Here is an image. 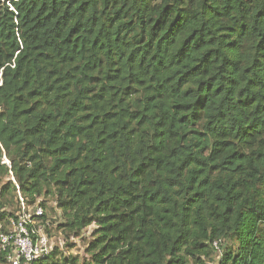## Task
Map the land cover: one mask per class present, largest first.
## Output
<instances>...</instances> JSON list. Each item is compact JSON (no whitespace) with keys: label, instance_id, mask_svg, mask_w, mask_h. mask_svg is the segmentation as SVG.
<instances>
[{"label":"trees","instance_id":"obj_1","mask_svg":"<svg viewBox=\"0 0 264 264\" xmlns=\"http://www.w3.org/2000/svg\"><path fill=\"white\" fill-rule=\"evenodd\" d=\"M21 199L95 226L39 264H264V0H0V233Z\"/></svg>","mask_w":264,"mask_h":264},{"label":"built area","instance_id":"obj_2","mask_svg":"<svg viewBox=\"0 0 264 264\" xmlns=\"http://www.w3.org/2000/svg\"><path fill=\"white\" fill-rule=\"evenodd\" d=\"M3 164H9L6 157ZM44 216L45 211L39 205L30 215L29 207L21 199L20 218L18 221L11 219L9 230L0 233V248L6 255L7 264H39L56 248H60L54 247L53 239L46 230L51 229L50 223L46 221L42 224ZM215 246L218 248V244Z\"/></svg>","mask_w":264,"mask_h":264},{"label":"rangeland","instance_id":"obj_3","mask_svg":"<svg viewBox=\"0 0 264 264\" xmlns=\"http://www.w3.org/2000/svg\"><path fill=\"white\" fill-rule=\"evenodd\" d=\"M46 202V209H45V214L47 216V220L51 225V231L50 236L53 239V245L54 247H60L61 251L65 252L66 256H78L80 258H84L86 256L85 250L87 247V242L89 238L91 237L92 231L95 229V226L90 227L87 229L83 234L79 237H72L69 240L70 244H73L75 248L71 249V251H68L66 248H64L63 245V236L57 232L58 225L62 223V217H61V212L57 209V206L55 202L52 199H41L38 201L36 204L39 205L40 202ZM36 206H31L29 207V214L32 215L34 213V209Z\"/></svg>","mask_w":264,"mask_h":264}]
</instances>
